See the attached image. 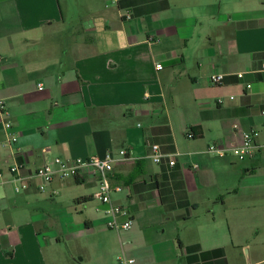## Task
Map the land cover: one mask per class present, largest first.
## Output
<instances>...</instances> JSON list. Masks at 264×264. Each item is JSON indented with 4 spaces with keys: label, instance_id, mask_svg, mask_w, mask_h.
Listing matches in <instances>:
<instances>
[{
    "label": "crops",
    "instance_id": "1",
    "mask_svg": "<svg viewBox=\"0 0 264 264\" xmlns=\"http://www.w3.org/2000/svg\"><path fill=\"white\" fill-rule=\"evenodd\" d=\"M214 73L227 75L224 85H209ZM0 102V264L100 255L74 242L104 225V206L88 210L96 176L56 178L38 191L35 171L119 150L127 157L114 163L112 200L133 220L118 232L122 255L134 264H231L227 248L240 244L197 238V221L227 223L264 183L255 179L264 172V0H0ZM5 120L16 143L6 145ZM252 132L249 158L207 153L237 148ZM151 144L177 155L175 166L154 163ZM14 165L28 180L21 192Z\"/></svg>",
    "mask_w": 264,
    "mask_h": 264
},
{
    "label": "built area",
    "instance_id": "2",
    "mask_svg": "<svg viewBox=\"0 0 264 264\" xmlns=\"http://www.w3.org/2000/svg\"><path fill=\"white\" fill-rule=\"evenodd\" d=\"M121 18L123 20H131L132 15L129 11H121ZM157 70H161L162 66L157 65ZM243 73L236 75L237 79L243 78ZM227 75L214 73L209 78V85L212 87H219L224 85ZM37 89L41 90L42 85L38 84ZM246 89H251V85L247 84ZM234 97H230L233 100ZM217 103L222 105L224 103L223 99H218ZM3 102H0V109H3ZM264 115V112H261ZM3 129L6 133V145L17 142V137L11 132V122L4 121L2 123ZM257 134L243 133L241 146L237 148L226 149L221 145L213 144L207 148V153L213 156L224 157L227 152H230L238 160L242 161L251 156V152L256 148L255 138ZM150 156L154 163L156 164H166L167 167L173 168L175 166V156L177 155H162L160 148L156 144H151ZM127 153L125 150H119L116 154L112 151H108L103 156H90L86 159L76 158L74 160H62L60 158H55L49 164L38 168L35 171V176L41 179L42 184L38 186V191H44L46 187L54 180H68L75 179L81 176L84 172H89L96 176L97 187L92 195V199L97 201L101 206H104L102 210L104 225L108 230H113L115 232L129 230L133 225V220L130 216L129 211L126 207L115 203L112 200V195L115 192L120 191L119 187H114L110 181V175L113 170L114 163L118 160H125ZM22 166L14 165L9 169V174L15 183V191L21 192L28 188V180L23 177L20 173ZM198 166L194 165L193 169H197ZM3 175L0 173V180ZM133 259H127L124 255L118 258L117 264H134Z\"/></svg>",
    "mask_w": 264,
    "mask_h": 264
},
{
    "label": "rangeland",
    "instance_id": "3",
    "mask_svg": "<svg viewBox=\"0 0 264 264\" xmlns=\"http://www.w3.org/2000/svg\"><path fill=\"white\" fill-rule=\"evenodd\" d=\"M74 11L76 12H73L75 14L74 21H77V9H74ZM261 170H264V166L261 167ZM262 174H264V172H261V176L255 179L264 182V176H262ZM260 186L262 187L260 194L253 197V199H245L243 202L252 203L249 210L229 212L228 214L233 218L228 220L227 223L224 220L221 222L220 218H217L215 222H209L208 220H205V222L203 219L197 221L198 224H202L201 232L197 238H203V236L208 233H213L215 236H218L219 239L223 240V243L225 242L226 245H231L232 240L234 244H240L237 250L234 251H232L231 247L227 248L231 264H242L244 261L264 264V183H261ZM98 204L97 201L89 203V212H96ZM52 209L55 211V207H52ZM55 221L56 220L54 219L53 227H49L54 231ZM190 223L193 224L194 221ZM191 227L193 226L191 225ZM196 227L197 224L195 225V228ZM180 228V236L183 238L187 234L182 227ZM242 233H248L249 235L246 237ZM251 233L253 235H250ZM75 237L74 242L76 244L84 245L86 247L91 246L96 252L100 253V255L95 254L93 259L91 258V255L90 257H86V264H117V256L122 255V247L124 243L120 241V236L118 233L108 230L104 225L95 226L91 231H84L83 234L75 235ZM248 245L250 246L249 248ZM240 247H243L244 250H240ZM249 249L251 250V256H248L247 250ZM61 251H64V247ZM69 254H73V251L70 250ZM98 261H101V263H98ZM59 264L65 263L60 262Z\"/></svg>",
    "mask_w": 264,
    "mask_h": 264
},
{
    "label": "trees",
    "instance_id": "4",
    "mask_svg": "<svg viewBox=\"0 0 264 264\" xmlns=\"http://www.w3.org/2000/svg\"><path fill=\"white\" fill-rule=\"evenodd\" d=\"M86 228H89V227L86 225Z\"/></svg>",
    "mask_w": 264,
    "mask_h": 264
}]
</instances>
